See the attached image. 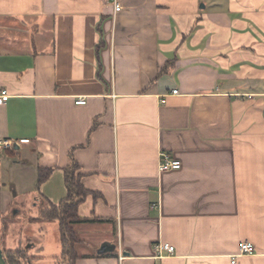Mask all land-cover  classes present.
I'll use <instances>...</instances> for the list:
<instances>
[{
    "label": "crops",
    "instance_id": "obj_1",
    "mask_svg": "<svg viewBox=\"0 0 264 264\" xmlns=\"http://www.w3.org/2000/svg\"><path fill=\"white\" fill-rule=\"evenodd\" d=\"M119 1L0 0L1 190L39 212L77 161L76 264H264V0Z\"/></svg>",
    "mask_w": 264,
    "mask_h": 264
},
{
    "label": "trees",
    "instance_id": "obj_2",
    "mask_svg": "<svg viewBox=\"0 0 264 264\" xmlns=\"http://www.w3.org/2000/svg\"><path fill=\"white\" fill-rule=\"evenodd\" d=\"M53 167H40L38 172L37 191L49 178ZM67 196L58 204L44 201L39 204L37 216L29 218L30 222L50 223L57 221L59 224L61 253L56 257V264H76L79 254L76 246L81 242L75 225L83 221L79 215L80 205L93 192L86 188L82 178L81 166L73 160L64 168ZM7 220L8 217H5ZM14 219V218H12ZM5 220V222H6ZM14 221V220H13ZM8 225L5 224V230ZM3 249L4 258L8 264H32L34 259L42 258V255L28 253L26 248Z\"/></svg>",
    "mask_w": 264,
    "mask_h": 264
},
{
    "label": "rangeland",
    "instance_id": "obj_3",
    "mask_svg": "<svg viewBox=\"0 0 264 264\" xmlns=\"http://www.w3.org/2000/svg\"><path fill=\"white\" fill-rule=\"evenodd\" d=\"M1 186L0 182V246L13 250L20 247L26 248L32 254H37L36 247L46 243L49 251H55V246L57 247L60 240L57 221L44 224V227L40 229L42 223L29 221L30 217L36 216L38 213V206L35 205L34 200L28 196L17 197L9 201L7 194L3 193L5 188L1 190ZM5 217L8 219L6 220ZM5 224L8 225L6 230ZM43 258V260H39L41 264H53L51 259ZM34 261L35 264H39L35 259L32 262Z\"/></svg>",
    "mask_w": 264,
    "mask_h": 264
},
{
    "label": "built area",
    "instance_id": "obj_4",
    "mask_svg": "<svg viewBox=\"0 0 264 264\" xmlns=\"http://www.w3.org/2000/svg\"><path fill=\"white\" fill-rule=\"evenodd\" d=\"M107 2H112L115 7V11H120L122 5L119 0H105ZM174 93H177L178 90L174 89ZM7 96V90H3L0 92V103L4 101L5 97ZM166 99H163L162 102H165ZM85 99H78L77 103L83 104L85 103ZM8 147H13V142L10 140H0V153L3 152ZM182 167V162L179 159L172 158L167 152L160 153V160L158 164L159 172H164L171 169H179ZM155 251L158 253L159 256L162 255L164 251H169L170 253L174 252V246L163 241H159L154 244ZM255 253L254 244L250 241H242L239 244V254L238 255H250ZM233 261H236V258L233 257Z\"/></svg>",
    "mask_w": 264,
    "mask_h": 264
},
{
    "label": "water",
    "instance_id": "obj_5",
    "mask_svg": "<svg viewBox=\"0 0 264 264\" xmlns=\"http://www.w3.org/2000/svg\"><path fill=\"white\" fill-rule=\"evenodd\" d=\"M111 249H113V246L111 244H109L108 242H105L101 245L98 252L104 253V252L109 251ZM0 264H8L6 259L4 258L3 249L1 246H0Z\"/></svg>",
    "mask_w": 264,
    "mask_h": 264
}]
</instances>
